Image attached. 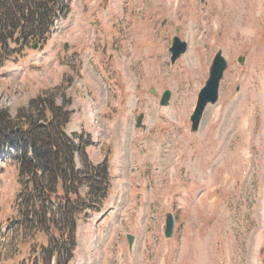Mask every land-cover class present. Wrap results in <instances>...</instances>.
Here are the masks:
<instances>
[{"label": "rangeland", "instance_id": "1", "mask_svg": "<svg viewBox=\"0 0 264 264\" xmlns=\"http://www.w3.org/2000/svg\"><path fill=\"white\" fill-rule=\"evenodd\" d=\"M173 36L187 48L171 62ZM47 42L0 67V109L15 117L51 88L56 104L71 97V121L89 105L86 155L109 161L110 183L100 208L79 220L67 264H264V0H70ZM218 50L226 68L217 100L190 132ZM8 156L0 264H47L48 236L10 226L19 216Z\"/></svg>", "mask_w": 264, "mask_h": 264}, {"label": "trees", "instance_id": "2", "mask_svg": "<svg viewBox=\"0 0 264 264\" xmlns=\"http://www.w3.org/2000/svg\"><path fill=\"white\" fill-rule=\"evenodd\" d=\"M69 1L0 0V67L20 58L31 42L46 44L55 23L68 14ZM58 90L39 93L15 117L0 109V154L8 153L17 168L19 217L10 226L22 237L48 236L42 247L47 264L72 259L77 224L88 209L100 208L110 183L109 161H89L83 136L67 133L71 97L56 104Z\"/></svg>", "mask_w": 264, "mask_h": 264}, {"label": "water", "instance_id": "3", "mask_svg": "<svg viewBox=\"0 0 264 264\" xmlns=\"http://www.w3.org/2000/svg\"><path fill=\"white\" fill-rule=\"evenodd\" d=\"M38 46L37 43L32 45L33 49H36ZM64 49L67 48V44L63 45ZM187 43L183 40H180L179 37L173 36L171 47H170V61L174 62L177 57L186 51ZM243 58H239V62L242 63ZM226 68V61L222 56L220 50H218L210 63L208 68V77L204 82L203 87L199 90L197 94V100L195 107L190 115V131L196 132L199 128L203 112L207 104H214L218 97L219 83L223 75V71ZM171 92L168 89H165L160 97L159 104L166 106L169 103ZM143 114H139L136 118V127H144L142 124ZM173 231V216L171 213L166 214L165 226H164V236L170 237ZM128 243L131 244L133 237L127 235Z\"/></svg>", "mask_w": 264, "mask_h": 264}, {"label": "crops", "instance_id": "4", "mask_svg": "<svg viewBox=\"0 0 264 264\" xmlns=\"http://www.w3.org/2000/svg\"><path fill=\"white\" fill-rule=\"evenodd\" d=\"M49 43H50V42H47V45H48ZM71 106H72V104H71ZM71 106H70V107H71ZM77 106H78V105H77ZM88 106H89V105H87V108H85V105H82V106H81V111L75 113L76 119L73 120V121H71L72 118L70 119V121H69L68 124H67V128H66L67 133H76V134H78V135H80V136H83V135H84V131H87V128H86L85 130H83V131H80V129L85 128L87 124H88V126L90 125V119H89L90 115H88ZM75 109H76V107H75ZM81 114L84 115L85 118L80 117ZM71 115H72V114H71ZM73 115H74V114H73ZM72 122H73V126L71 127L70 124H71ZM86 147H87V146H85V153L87 154V152H86ZM88 159H89V161H91V162H93V163H99V162H101V161L103 160V159H101V158L96 159V158H93V157H91V156L88 157Z\"/></svg>", "mask_w": 264, "mask_h": 264}, {"label": "bare ground", "instance_id": "5", "mask_svg": "<svg viewBox=\"0 0 264 264\" xmlns=\"http://www.w3.org/2000/svg\"><path fill=\"white\" fill-rule=\"evenodd\" d=\"M214 26H215V22H211V23H210V28L213 29ZM211 38H212L213 41H214V35H213V34H211ZM213 41H212V42H213ZM162 71H163V69H162ZM263 94H264V90H263ZM244 123H245V121L242 122V124H244ZM247 124H248V122L245 123V126H248Z\"/></svg>", "mask_w": 264, "mask_h": 264}]
</instances>
